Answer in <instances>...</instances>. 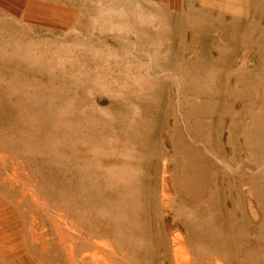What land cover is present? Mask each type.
<instances>
[{
    "label": "rangeland",
    "instance_id": "1",
    "mask_svg": "<svg viewBox=\"0 0 264 264\" xmlns=\"http://www.w3.org/2000/svg\"><path fill=\"white\" fill-rule=\"evenodd\" d=\"M21 1L0 0V197L99 224L129 264L178 240L264 264V0Z\"/></svg>",
    "mask_w": 264,
    "mask_h": 264
},
{
    "label": "bare ground",
    "instance_id": "2",
    "mask_svg": "<svg viewBox=\"0 0 264 264\" xmlns=\"http://www.w3.org/2000/svg\"><path fill=\"white\" fill-rule=\"evenodd\" d=\"M14 9L22 6L21 0H1ZM27 8L38 10V3H29ZM50 14H60L56 7H47ZM171 192L163 188V197ZM34 208L31 212L22 210L11 201L0 197V264H129L124 250L116 243L107 230L99 224L94 229L79 226L76 222H67L61 213L52 214L49 221H43L37 213L43 209L39 199L30 195ZM168 206V202L165 203ZM264 215V207H263ZM259 227H263L260 222ZM176 227L170 226L168 232L175 240ZM58 248L48 254L50 244ZM50 255V258L48 257ZM165 258L168 256L165 252ZM170 264H223L220 257L199 258L192 252L185 240L175 243Z\"/></svg>",
    "mask_w": 264,
    "mask_h": 264
}]
</instances>
